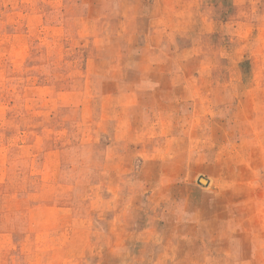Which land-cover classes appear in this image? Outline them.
Returning a JSON list of instances; mask_svg holds the SVG:
<instances>
[{
  "label": "rangeland",
  "instance_id": "374dc122",
  "mask_svg": "<svg viewBox=\"0 0 264 264\" xmlns=\"http://www.w3.org/2000/svg\"><path fill=\"white\" fill-rule=\"evenodd\" d=\"M0 264H264V0H0Z\"/></svg>",
  "mask_w": 264,
  "mask_h": 264
}]
</instances>
